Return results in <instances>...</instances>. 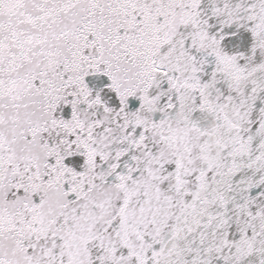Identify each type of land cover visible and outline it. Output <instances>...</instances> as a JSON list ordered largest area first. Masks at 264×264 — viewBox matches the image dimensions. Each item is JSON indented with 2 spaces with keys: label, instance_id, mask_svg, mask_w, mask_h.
Returning <instances> with one entry per match:
<instances>
[{
  "label": "snow or ice",
  "instance_id": "1",
  "mask_svg": "<svg viewBox=\"0 0 264 264\" xmlns=\"http://www.w3.org/2000/svg\"><path fill=\"white\" fill-rule=\"evenodd\" d=\"M0 264H264V0H0Z\"/></svg>",
  "mask_w": 264,
  "mask_h": 264
}]
</instances>
